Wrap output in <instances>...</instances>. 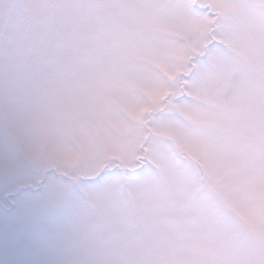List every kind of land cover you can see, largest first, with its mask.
I'll return each mask as SVG.
<instances>
[{
	"label": "snow or ice",
	"instance_id": "obj_1",
	"mask_svg": "<svg viewBox=\"0 0 264 264\" xmlns=\"http://www.w3.org/2000/svg\"><path fill=\"white\" fill-rule=\"evenodd\" d=\"M0 264H264V0H0Z\"/></svg>",
	"mask_w": 264,
	"mask_h": 264
}]
</instances>
